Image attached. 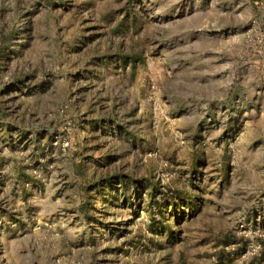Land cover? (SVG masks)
Returning a JSON list of instances; mask_svg holds the SVG:
<instances>
[{
    "label": "rangeland",
    "instance_id": "1",
    "mask_svg": "<svg viewBox=\"0 0 264 264\" xmlns=\"http://www.w3.org/2000/svg\"><path fill=\"white\" fill-rule=\"evenodd\" d=\"M0 264H264V0H0Z\"/></svg>",
    "mask_w": 264,
    "mask_h": 264
},
{
    "label": "trees",
    "instance_id": "2",
    "mask_svg": "<svg viewBox=\"0 0 264 264\" xmlns=\"http://www.w3.org/2000/svg\"><path fill=\"white\" fill-rule=\"evenodd\" d=\"M79 122H83L80 121ZM80 128L81 130L79 129L78 132H77V136H76V144H77V148L79 150V152L83 153V152H87L89 150V153L92 154V156H100V153L102 152V143H94L93 140L95 137L92 138V134L90 133V131H88L87 127H83L81 126V123H80ZM87 131V133L85 134V131ZM93 142V143H92ZM96 142V141H95ZM91 144V145H90ZM107 158V156H104V155H101V159L102 160H105ZM100 166H102L100 164ZM113 178L115 177H111L110 175H106L105 179H102L100 180V184L101 186V195H105L104 194V187L106 184V191L110 189V187H112L113 183H112V180ZM104 183V184H103ZM104 185V186H103ZM122 185L124 186V195L126 196V200H129L128 198V195H127V189L125 188V183L122 182Z\"/></svg>",
    "mask_w": 264,
    "mask_h": 264
}]
</instances>
